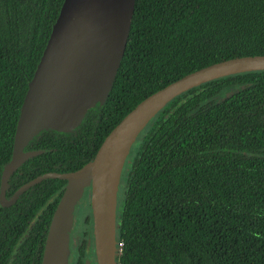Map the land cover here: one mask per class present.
Instances as JSON below:
<instances>
[{
    "label": "trees",
    "instance_id": "1",
    "mask_svg": "<svg viewBox=\"0 0 264 264\" xmlns=\"http://www.w3.org/2000/svg\"><path fill=\"white\" fill-rule=\"evenodd\" d=\"M63 2L0 0V172ZM261 54L264 0H136L108 98L74 131L35 136L34 148L46 151L13 189L45 172L82 167L138 103L169 83ZM66 182L44 179L15 205L0 206V264H42ZM86 220L92 226V214ZM85 235L77 264H89L87 251H95L93 230ZM117 239L119 264H264V70L191 88L150 121L122 173Z\"/></svg>",
    "mask_w": 264,
    "mask_h": 264
},
{
    "label": "water",
    "instance_id": "2",
    "mask_svg": "<svg viewBox=\"0 0 264 264\" xmlns=\"http://www.w3.org/2000/svg\"><path fill=\"white\" fill-rule=\"evenodd\" d=\"M136 0H64L28 83L17 122L11 161L2 172L0 198L14 203L44 179L66 180L52 216L42 264H70L75 211L88 194L97 264H119L118 193L125 163L150 121L173 98L217 78L264 70V55L233 57L202 67L169 83L138 103L105 137L93 159L74 171H50L6 198L10 176L28 158L24 151L42 130L72 132L88 110L106 101L126 50Z\"/></svg>",
    "mask_w": 264,
    "mask_h": 264
},
{
    "label": "rangeland",
    "instance_id": "3",
    "mask_svg": "<svg viewBox=\"0 0 264 264\" xmlns=\"http://www.w3.org/2000/svg\"><path fill=\"white\" fill-rule=\"evenodd\" d=\"M77 206V209L75 211L76 217L75 222L71 231V239H70V255H69V261L70 264H77L79 255H80V245L83 239L87 237L85 235L86 231L92 229V226L88 225V222L86 220V216L91 214L89 212V202L87 200V197L84 196ZM91 228V229H90ZM93 230V229H92ZM87 261H89V264H95L94 258H96L95 251L92 252L90 250L87 251Z\"/></svg>",
    "mask_w": 264,
    "mask_h": 264
},
{
    "label": "flooded vegetation",
    "instance_id": "4",
    "mask_svg": "<svg viewBox=\"0 0 264 264\" xmlns=\"http://www.w3.org/2000/svg\"><path fill=\"white\" fill-rule=\"evenodd\" d=\"M21 110V109H20ZM20 115V114H19ZM19 118V117H18ZM18 122V121H17ZM16 127H17V125H16ZM42 131H44V130H42ZM41 131V132H42ZM40 132V133H41ZM15 133H16V131H15ZM39 133V134H40ZM38 134V135H39ZM38 135H36V136H38ZM35 138V137H34ZM33 138V139H34ZM14 139H15V135H14ZM33 139H31L29 142H28V144L24 147V151L25 152H28V151H39V152H41V153H39V154H37V155H35V156H39V155H41V154H43L45 151H46V149L45 148H34V146L36 145V142L35 143H33L32 141H33ZM39 140V139H38ZM13 149H14V142H13ZM12 155H13V150H12ZM12 155H11V157H10V159H9V161L8 162H10L11 161V158H12ZM35 156H33V157H30V158H28V159H26L19 167H18V169L10 176V178H9V182H8V187H7V190H6V198L8 199V200H11V198L14 196V194H15V192L22 186V185H24L25 183H27V182H25V183H23L21 186H19V187H17L16 189H13L14 188V184H16V183H18V182H20V180H23V176H24V173H26V175H30L31 174V172H32V169H30V162L29 161H31V159H33ZM7 162V163H8ZM7 163H5L4 165H3V168H2V170H1V172H0V191H1V177H2V172H3V170H4V167H5V165L7 164ZM25 169H27L26 171H25ZM33 179V178H32ZM31 179V180H32ZM30 181V180H29ZM33 187V186H32ZM32 187H30V188H32ZM30 188H28L27 190H29ZM65 189V188H64ZM26 190V191H27ZM64 192V191H63ZM24 193V192H23ZM22 193V194H23ZM21 194V195H22ZM20 195V196H21ZM20 196L18 197V199L20 198ZM86 197H87V200H88V202H89V212L92 214V208H91V202H90V198H89V196H88V194H86L85 195ZM18 199L14 202V203H12V204H10V205H3L2 203H1V198H0V206L1 207H10V206H12V205H15L16 203H17V201H18ZM83 201V200H82Z\"/></svg>",
    "mask_w": 264,
    "mask_h": 264
}]
</instances>
